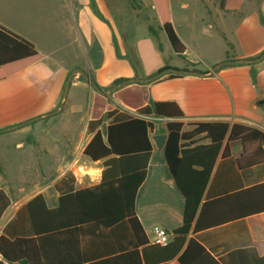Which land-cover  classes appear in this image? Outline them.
Wrapping results in <instances>:
<instances>
[{
    "label": "crops",
    "instance_id": "1",
    "mask_svg": "<svg viewBox=\"0 0 264 264\" xmlns=\"http://www.w3.org/2000/svg\"><path fill=\"white\" fill-rule=\"evenodd\" d=\"M105 1L0 0V24L31 40L44 54L42 60L0 80V130L14 129L33 118L62 111L70 99L72 87H88L92 90L88 95L91 99L95 89L87 79L80 77L83 71L102 89L119 77L148 79L140 83L146 84L150 102L174 101L178 104L184 117H153L151 140L154 134L160 133L167 138L166 123L176 120L183 121L182 130H190L193 123L200 121L225 120L230 124L245 123L264 131V105L255 104L259 99H264V58L257 62L219 64L225 60L253 59L264 52V23L261 22V18H264V0H169L173 26L186 45L183 57L176 54L182 59V63L171 67H187L190 71L199 72H180V76L159 81H153L151 75L164 63L151 38L138 39L135 47L137 54L129 56L123 45L125 53L114 50L113 37L108 28L114 33L118 30L115 23H125L122 16L124 3L142 18L144 0H138L140 6H135L133 0H116L121 6L116 4L117 18ZM147 5L155 11L158 28L162 30L153 1ZM98 11L105 21L98 18ZM207 21L210 24H205ZM196 35L216 39L221 54L210 63L203 60L206 53L196 46ZM95 39L105 48L104 62L98 68L92 64L87 54L85 68L81 70L75 61L81 55L83 40L92 45ZM76 42L79 43L78 52L72 47ZM63 47H71L72 50L65 56L55 57V52ZM199 62L204 64L203 68H198ZM114 63L116 67L111 68ZM217 64L219 66L213 69ZM71 73L62 108L53 112L59 107ZM158 124L161 125L160 128L157 127ZM89 137L83 142V147ZM81 142L82 138L76 145ZM152 144L153 151L157 150L153 140ZM162 149L158 150L163 170L155 178L152 177V152L146 178L139 187L135 202L137 217L148 240L152 226L160 225L171 232L183 221L184 196L169 172ZM240 151V143L233 142L232 155L236 157ZM77 159V156L67 152L62 154L56 160L59 164L55 174L43 176L47 185L33 194L24 187L6 188L7 181L1 178H5L7 174H0V188L10 198V204L0 218V233L35 194L41 192L48 206L53 207L63 191L97 183L103 169L102 160L81 158L85 169L80 172L75 167ZM219 161L220 157L217 164ZM159 182L164 185H158ZM263 182L264 164L239 172L235 169H223L212 185V196L230 194L239 191L240 187L247 188ZM207 191L208 188L203 199ZM227 198L212 208L208 216H220L230 211L264 204V189L229 195ZM193 225L194 222L187 239L195 238L221 264H258V260L264 257V209L197 231L192 230ZM18 236L27 240L21 244L20 251L24 254L12 260H5L0 254V260L5 264H138L135 255L129 257L124 254L130 248L128 237L105 239L97 235H86L81 238L63 234ZM147 248H139L142 264H173L176 260V257L158 258L157 253ZM145 258H148V263Z\"/></svg>",
    "mask_w": 264,
    "mask_h": 264
},
{
    "label": "trees",
    "instance_id": "2",
    "mask_svg": "<svg viewBox=\"0 0 264 264\" xmlns=\"http://www.w3.org/2000/svg\"><path fill=\"white\" fill-rule=\"evenodd\" d=\"M152 1L173 52L183 57L186 45L173 26L169 0ZM261 22L264 23L263 18ZM43 58L44 54L31 40L0 24V80ZM222 63L225 61L219 64ZM179 70L163 65L151 77L157 75L153 81L173 78L181 75ZM103 89L110 90L111 95L93 92L86 122V133L90 137L82 149V154L90 160H102L100 180L83 188L63 191L53 207L48 206L41 192L35 194L2 229V257L12 260L24 254L20 251L21 244L27 240L18 235L63 234L81 238L97 235L105 239L128 237L130 248L124 254L135 255L138 264H142L139 253L142 246L157 253L158 258L176 257L173 264H221L199 241L193 237L187 239V235L193 222L192 230L197 231L264 209L261 204L220 216H208L209 211L229 195L264 189L263 182L240 187L239 191L230 194L212 196V185L223 169L239 172L264 164V131L225 120L200 121L193 123L190 130H182L183 121H167V138L162 150L169 172L184 196L183 221L171 231L173 235L167 244L150 243L137 217L135 202L153 152L152 118L181 119L184 113L174 101L150 102L146 84L127 82L124 77L116 78ZM236 141L240 143L241 151L234 157L232 143ZM69 175L73 177L71 173ZM9 204L7 192L0 188V218ZM12 237L15 239L11 240ZM145 260L148 263V258ZM258 261V264H264V257ZM0 264L5 263L0 260Z\"/></svg>",
    "mask_w": 264,
    "mask_h": 264
},
{
    "label": "rangeland",
    "instance_id": "3",
    "mask_svg": "<svg viewBox=\"0 0 264 264\" xmlns=\"http://www.w3.org/2000/svg\"><path fill=\"white\" fill-rule=\"evenodd\" d=\"M150 1L144 0L145 6L143 7L142 13L144 16L142 18L137 16L136 11L132 12L125 3L123 4L124 11L122 16L125 23H115L118 30L114 31V33L108 27L109 33L113 37L111 39L113 40V46H115L114 50H118L119 53H125L126 51V54L133 56V53L137 54L135 48L137 40L150 37L152 44L157 48V51L162 57L163 65L179 66L182 63V59L174 54L164 32L159 30L155 11L147 5ZM105 3L110 6L111 12L114 13L113 16L117 18L116 4L121 7L120 4L116 3V0H106ZM133 4L140 6L138 0H133ZM97 15L98 18L105 21L99 11ZM205 24H210V22L207 21ZM107 26L109 25L107 24ZM151 27L154 28L151 30ZM83 42L80 56L77 53L79 43L76 42L72 45L78 55L75 63L83 70L88 54L92 64L101 68L106 55L102 43L96 39L92 45L88 42L86 43L84 40ZM117 44H119V47H117ZM195 44L198 48L205 50L206 55H203V60L208 63L212 62L213 58L221 54L216 39L211 40L203 35H196ZM122 45L125 46V51ZM71 50V47H63L55 52V57L65 56ZM192 58L196 59V57ZM152 59L154 60V58ZM203 66L204 64L199 62L198 68H203ZM114 67H116L115 63L111 68ZM80 77L85 80L84 75H80ZM103 90L107 91L106 95H111L110 90ZM91 91V89L82 85L72 87L69 94L70 99L62 111L47 114L40 118H33L27 124H23L14 129L0 130V174L1 176L7 174L5 178H1L7 181L6 188L11 189V187L14 188L16 186L24 187L32 194L40 191L47 185L44 183L45 180L42 177L47 174H55L54 171L56 172L59 164L56 160L65 152L78 157L75 162V167L80 172H83L85 165L81 158L84 159L85 157V159H88L82 154V147L83 142L89 136L86 133L85 123L87 122L88 104L90 103L88 95ZM157 127L160 128L161 125L158 124ZM81 138L82 142L76 145ZM159 155L157 148L152 154L151 173L153 178L163 170L160 165L161 156ZM158 185L164 184L159 182Z\"/></svg>",
    "mask_w": 264,
    "mask_h": 264
},
{
    "label": "water",
    "instance_id": "4",
    "mask_svg": "<svg viewBox=\"0 0 264 264\" xmlns=\"http://www.w3.org/2000/svg\"><path fill=\"white\" fill-rule=\"evenodd\" d=\"M264 58V52L262 53V55L258 56V57H255L253 59H243V60H240V61H235V60H225V63H238V62H246V61H252V62H257V61H260ZM219 65H215V67L213 69H216V67H218ZM180 72L182 73H195L196 71H190V70H179ZM82 75H84L85 79H87L88 83L90 86H92L96 92H99V93H102V94H106L107 91L105 90H102L93 80H91L89 78V75H87L86 73H84L83 71H81ZM72 76V73L70 74L69 76V79L65 85V88H64V91H63V95H62V99L60 101V104H59V107L53 111V112H56V111H59L61 110L62 108V105H63V100H64V97L67 93V88H68V85H69V82H70V78ZM157 75H153L151 77V79L155 78ZM148 79H144V78H140V77H133V78H128L127 79V82H137V83H140V82H146ZM119 86V85H118ZM257 106H263L264 105V99H259L256 103H255ZM50 114V113H49ZM152 140L154 142V144L156 145V147L160 150L163 148L164 146V143L166 141V135L165 134H154L152 136Z\"/></svg>",
    "mask_w": 264,
    "mask_h": 264
},
{
    "label": "built area",
    "instance_id": "5",
    "mask_svg": "<svg viewBox=\"0 0 264 264\" xmlns=\"http://www.w3.org/2000/svg\"><path fill=\"white\" fill-rule=\"evenodd\" d=\"M172 235L166 228L160 225H154L150 231L149 241L151 243L165 245L171 240Z\"/></svg>",
    "mask_w": 264,
    "mask_h": 264
}]
</instances>
